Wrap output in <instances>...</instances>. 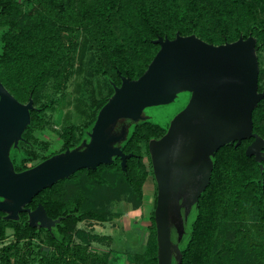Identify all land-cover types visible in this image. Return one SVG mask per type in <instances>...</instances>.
Returning <instances> with one entry per match:
<instances>
[{
	"label": "trees",
	"instance_id": "1",
	"mask_svg": "<svg viewBox=\"0 0 264 264\" xmlns=\"http://www.w3.org/2000/svg\"><path fill=\"white\" fill-rule=\"evenodd\" d=\"M177 32L195 33L215 44L254 35L259 90L264 89V0H0V67L13 88L21 90L22 99L31 96L35 104L32 143L22 142L21 162L30 153L34 166L79 145L114 93L113 82L120 85L121 75L140 77L160 49L154 40L174 38ZM92 48L95 70L107 78L110 88L105 97L87 99L81 81L74 91L69 83L75 74L82 77ZM58 111L65 118L63 146L43 155L51 140L35 133L41 130L51 137L47 126ZM253 120L254 131L264 137V98ZM169 125L148 118L131 126L122 144L124 152L132 154L126 170L121 157L115 156L112 163L82 168L40 191L28 206L42 203L51 217L62 216L51 230L31 226L27 211L18 220L5 219L0 211V238L8 228L14 236L3 247L0 264H110L108 254L76 241L77 236L84 242L91 239L78 225L84 220L106 221L109 204L124 198L134 207L143 204L145 183L154 176L149 143L162 137ZM253 139L216 151L210 183L193 207L180 243L182 264H264V167L246 153ZM253 214L258 216L255 225L249 221ZM152 222L146 251L134 255L137 264H159L154 212ZM36 239L44 243L41 250L34 249Z\"/></svg>",
	"mask_w": 264,
	"mask_h": 264
},
{
	"label": "water",
	"instance_id": "2",
	"mask_svg": "<svg viewBox=\"0 0 264 264\" xmlns=\"http://www.w3.org/2000/svg\"><path fill=\"white\" fill-rule=\"evenodd\" d=\"M160 49L138 78L121 75L114 93L100 109L82 142L18 171L10 156L31 122V97L22 104L0 82V211L18 220L27 211L33 227L51 230L62 216L51 217L42 203L28 206L43 189L69 178L82 168L109 164L115 156L127 169L131 153L124 152L131 126L150 118L148 106L167 104L182 91L191 97L170 122L167 132L149 143L157 182L154 217L159 264H182L180 243L194 206L208 187L214 156L226 144L254 138L246 153L264 167V137L254 131L253 112L264 98L259 90L257 38L241 35L221 44L197 34L159 36Z\"/></svg>",
	"mask_w": 264,
	"mask_h": 264
},
{
	"label": "rangeland",
	"instance_id": "3",
	"mask_svg": "<svg viewBox=\"0 0 264 264\" xmlns=\"http://www.w3.org/2000/svg\"><path fill=\"white\" fill-rule=\"evenodd\" d=\"M1 46L0 39V51ZM262 57L264 59V54ZM95 65L94 49L92 48L85 60L82 77L78 74L73 75L69 83V90L74 91L78 82L81 81V93L85 98L107 96L110 88L108 80L96 72ZM47 91L51 93L53 91L52 86ZM190 97L189 91H182L170 103L146 107L144 114L149 116L151 120L166 126L186 106ZM74 117L76 119V114ZM64 119L63 112L54 113L51 123L47 126L53 133L51 137L41 130L36 131L35 135L41 140H51V146L48 150H43V155L58 152L62 148L63 137L60 132L63 131L65 125ZM157 191V182L151 174L145 183L143 204L140 207H134L126 198L110 203L111 214L106 221L84 220L79 223V229L90 233V241L84 242L78 236L76 241L88 246L94 252L108 254L111 259L110 264H137L134 255L136 253L144 254L152 232V215L156 207ZM249 221L255 225L258 222V216L256 214L251 215ZM189 227L190 222L187 224V229ZM13 239V230L8 228L6 237L0 238V256L3 247L12 242ZM21 244L23 245L22 242ZM33 245L34 249L41 250L44 243L40 239H36Z\"/></svg>",
	"mask_w": 264,
	"mask_h": 264
},
{
	"label": "flooded vegetation",
	"instance_id": "4",
	"mask_svg": "<svg viewBox=\"0 0 264 264\" xmlns=\"http://www.w3.org/2000/svg\"><path fill=\"white\" fill-rule=\"evenodd\" d=\"M0 82L3 84L6 90L17 99V101H19L22 104H27L29 102L31 96L29 97L28 100H23L21 97L22 95L21 90H16L13 88L12 84L9 81V78L4 74L1 67H0ZM0 99H1V94H0ZM31 114H32V109H31ZM31 120H32V117H31ZM30 126H31V122L26 126L24 133H23V138L20 139L18 146L13 145L10 150V156H11V159L16 169L19 168V169L25 170L33 166L30 153L26 154L25 157L27 158L24 163L21 162V158H22L21 155L18 156V154H21L22 142H24L26 146L31 145L32 143Z\"/></svg>",
	"mask_w": 264,
	"mask_h": 264
}]
</instances>
